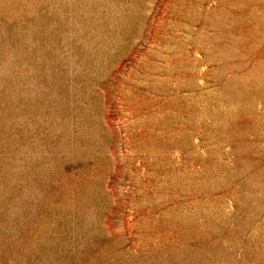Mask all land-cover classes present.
I'll use <instances>...</instances> for the list:
<instances>
[{
	"label": "rangeland",
	"instance_id": "374dc122",
	"mask_svg": "<svg viewBox=\"0 0 264 264\" xmlns=\"http://www.w3.org/2000/svg\"><path fill=\"white\" fill-rule=\"evenodd\" d=\"M0 264H264V0H0Z\"/></svg>",
	"mask_w": 264,
	"mask_h": 264
}]
</instances>
